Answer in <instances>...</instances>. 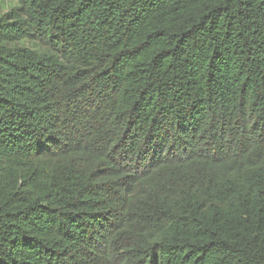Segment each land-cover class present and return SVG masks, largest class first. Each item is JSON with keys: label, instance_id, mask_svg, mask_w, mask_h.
<instances>
[{"label": "trees", "instance_id": "16d2710c", "mask_svg": "<svg viewBox=\"0 0 264 264\" xmlns=\"http://www.w3.org/2000/svg\"><path fill=\"white\" fill-rule=\"evenodd\" d=\"M12 4L0 264H264V0Z\"/></svg>", "mask_w": 264, "mask_h": 264}, {"label": "rangeland", "instance_id": "374dc122", "mask_svg": "<svg viewBox=\"0 0 264 264\" xmlns=\"http://www.w3.org/2000/svg\"><path fill=\"white\" fill-rule=\"evenodd\" d=\"M12 6H13L12 0H0V17L10 12L12 9ZM20 45L33 47V45L29 42H22L20 43Z\"/></svg>", "mask_w": 264, "mask_h": 264}]
</instances>
